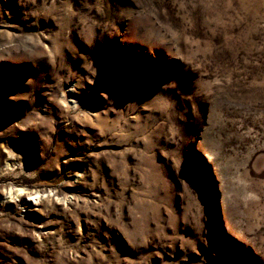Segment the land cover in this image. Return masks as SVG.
I'll list each match as a JSON object with an SVG mask.
<instances>
[{
	"label": "rangeland",
	"instance_id": "rangeland-1",
	"mask_svg": "<svg viewBox=\"0 0 264 264\" xmlns=\"http://www.w3.org/2000/svg\"><path fill=\"white\" fill-rule=\"evenodd\" d=\"M0 264H264V0H0Z\"/></svg>",
	"mask_w": 264,
	"mask_h": 264
},
{
	"label": "bare ground",
	"instance_id": "bare-ground-1",
	"mask_svg": "<svg viewBox=\"0 0 264 264\" xmlns=\"http://www.w3.org/2000/svg\"><path fill=\"white\" fill-rule=\"evenodd\" d=\"M40 198H41V196L36 195L35 197L30 196V197H28V199H26V200L29 201L30 204H31V203H34L36 200H39Z\"/></svg>",
	"mask_w": 264,
	"mask_h": 264
}]
</instances>
